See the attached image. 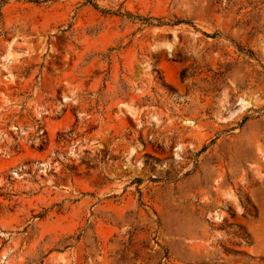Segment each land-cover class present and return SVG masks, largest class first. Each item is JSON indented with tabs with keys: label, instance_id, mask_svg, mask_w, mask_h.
Wrapping results in <instances>:
<instances>
[{
	"label": "rangeland",
	"instance_id": "rangeland-1",
	"mask_svg": "<svg viewBox=\"0 0 264 264\" xmlns=\"http://www.w3.org/2000/svg\"><path fill=\"white\" fill-rule=\"evenodd\" d=\"M0 264H264V0H0Z\"/></svg>",
	"mask_w": 264,
	"mask_h": 264
}]
</instances>
